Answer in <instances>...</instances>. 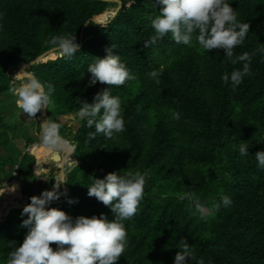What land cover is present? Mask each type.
Masks as SVG:
<instances>
[{
	"label": "trees",
	"instance_id": "trees-1",
	"mask_svg": "<svg viewBox=\"0 0 264 264\" xmlns=\"http://www.w3.org/2000/svg\"><path fill=\"white\" fill-rule=\"evenodd\" d=\"M120 1L117 14L99 24L89 20L111 18L116 2L0 0V104L1 96L15 87V64L19 70L54 48L53 37L75 36L79 44L81 33L73 57L57 58L56 52L27 69L54 87L47 115L77 116L81 101L92 103L105 87L121 101L123 132L90 139L94 127L79 119L77 130L62 137L78 162L66 173L67 200L54 208L73 218L103 213L112 219L109 207L88 196V186L109 172L139 171L147 174L143 199L135 216L124 221L127 246L116 264H173L183 240L204 264H264V169L255 158L264 150V56L257 51L264 43V0H229L237 20L250 25L234 56L252 55L251 75L235 90L221 77L242 63L231 64L223 49L204 50L196 33L190 45L177 44L168 34L145 47L160 5L155 0ZM112 46L133 79L121 86H90L87 67ZM37 126L41 130L39 121ZM16 133L8 130L0 110V188L11 184L17 165V186L10 188L39 195L36 189L43 181L35 170L43 174L40 166L49 167V161L40 160L41 147L27 151L30 135L19 144ZM244 143L249 153L240 156L237 149ZM188 193L191 200L183 198ZM223 196L231 198L230 206H223ZM0 198L1 209L15 202L13 196ZM22 210H11L0 223V264H7L28 232Z\"/></svg>",
	"mask_w": 264,
	"mask_h": 264
},
{
	"label": "clouds",
	"instance_id": "clouds-1",
	"mask_svg": "<svg viewBox=\"0 0 264 264\" xmlns=\"http://www.w3.org/2000/svg\"><path fill=\"white\" fill-rule=\"evenodd\" d=\"M160 5L159 15L151 20L154 35L145 41V47L155 44L170 34L177 44L190 45L192 36L204 50L223 49L224 56L231 64L242 63V68L225 73L221 79L224 84L231 85L235 90L245 76L251 75L250 64L252 55L243 53L234 56V49L242 45L248 32L249 23L237 20L236 12L230 6L229 0H155ZM57 58H71L79 48L75 36H57L50 40ZM114 46L106 49V55L89 64L90 73L88 84L97 82L107 86H121L133 79L131 72L121 61L120 56L113 52ZM257 51L264 56V43ZM23 74V73H22ZM155 76V73H152ZM21 78L17 74L13 81ZM9 92L16 97V105L24 114L35 117L42 108H47L51 101L54 87L45 86L34 75H24L19 87H10ZM80 120L86 121L88 128L95 131L89 137L95 138L102 134L112 138L115 133L124 131V119L121 114V101L113 96L108 87L93 97V102L81 101L77 113ZM175 119H179L177 114ZM59 125L50 120L41 122L42 148L60 149L65 146V140L59 136ZM249 145L238 146L240 156L249 153ZM257 167L264 169V150L255 153ZM75 162V161H74ZM77 165V163L75 162ZM66 173L69 168H66ZM147 174L137 172H109L103 178H94L88 186V196L95 197L109 207L113 218L107 215L71 217L64 210L46 207L51 201L58 199L61 193L60 183L53 185L52 190L33 195L30 203L26 204L21 215L27 218L22 224L28 227L23 243L14 248L9 254L7 264H116L127 246V231L124 221L135 216L140 201L143 199ZM62 192V191H61ZM23 194V193H22ZM27 200V194H24ZM62 196H64L62 194ZM192 199L191 193L183 197ZM70 204L75 203L69 199ZM224 207L231 205L228 196L221 197ZM57 245L54 250L51 244ZM67 245V247H65ZM179 251L174 257L173 264H204L203 259H197L190 245L181 241Z\"/></svg>",
	"mask_w": 264,
	"mask_h": 264
},
{
	"label": "rangeland",
	"instance_id": "rangeland-1",
	"mask_svg": "<svg viewBox=\"0 0 264 264\" xmlns=\"http://www.w3.org/2000/svg\"><path fill=\"white\" fill-rule=\"evenodd\" d=\"M113 8L115 9L117 7L112 6L111 9ZM108 20H110L109 14L107 15V20L105 22H107ZM18 65L20 64H15L12 67V71H11L13 75L11 82L15 84V87H19L23 82L24 75H27L24 72H22L23 74L21 73L20 69L22 66L18 67L20 70L19 73L18 71L14 72V70ZM25 71L28 72L27 70ZM17 74H22L21 78L13 81L14 77ZM15 101H16V97L12 96L9 91L1 96L0 110L4 116V123L8 125V130L17 132L16 133L17 138L15 140L18 141L19 144H22L23 136L25 134L30 135L32 138V144L28 147L29 150H31L32 146H37L42 148L41 130H38L37 122L38 121L40 122L41 117L45 118L46 113L45 111H42L44 108H42L40 112H37L35 117H29L17 107ZM46 118L59 125L58 132L60 137H64L65 136L64 134L68 133V131L75 132L79 126V118L75 114H69L58 117H54L52 115H46ZM65 145L69 148L70 143L68 141H65ZM0 152L4 153L2 150ZM54 154L59 155L58 160L53 159ZM64 155L65 154L62 152L61 148L58 150L52 148H42V152L40 154V160L42 159L43 161L44 159L45 162L49 161V167L45 166V168H43L40 166V168L44 171L43 175L37 172V168L35 170V173L36 174L38 173L37 176L39 177V179L43 181L41 186H37L36 189L37 194L40 195L43 191L52 190L56 184L58 185V182L60 181L59 174L61 170H65V166L69 162V160L74 159L72 152H69V154L65 155V157ZM64 160L66 161L64 162ZM52 177L56 179V183H54V186H52L51 184H47V181L50 180ZM16 184H17V180L15 181V183L11 182V184L4 183L3 185H1L2 188H0V192L13 190L12 188H10V186H17ZM59 189L60 187L57 189V191L60 192ZM60 193L63 194L62 192ZM1 202H2V198H0V211H1Z\"/></svg>",
	"mask_w": 264,
	"mask_h": 264
},
{
	"label": "water",
	"instance_id": "water-1",
	"mask_svg": "<svg viewBox=\"0 0 264 264\" xmlns=\"http://www.w3.org/2000/svg\"><path fill=\"white\" fill-rule=\"evenodd\" d=\"M104 1H106V0H104ZM108 1H109V2H116V3L118 4V7H117V9H116V11H115V14H114L113 16H111V18H110V19H112V18L117 14L118 10L120 9V7H121V1H120V0H108ZM89 21H93V22H96V23H99V24H105V23L109 22L110 20H108L107 22H105V21H103V20H101V19H90ZM89 21L84 25L83 29L88 25ZM82 37H83V34L81 33V34H80L79 47H80L81 44H82ZM56 52H57V51H55L54 48H52V49H50V50H48V51L42 53L41 55H39L38 57H36V58L33 59L32 61L23 64L22 67H21V69H20L21 72H22L23 69H26V70H27V69H29L32 65H34L35 63H38L39 61H41V60H43V59L56 57V54H55ZM20 70L15 69L14 72H15V71H16V72H17V71L19 72ZM31 75H33V74L31 73ZM42 111H45V113H46V115H47V109L44 108ZM38 112H40V111H38ZM46 115H45V118H44V117H41V118H40V125H41V122H43L44 120L47 119V118H46ZM47 120H48V119H47ZM73 147H74V149H75V145H73ZM53 159H54V160H58V159H59V155H58V154H54V155H53ZM74 161H75L76 163L78 162L75 156H74V159L69 160V162H68V166H67V167H68V168L74 167V165H76ZM66 170H67V169H65V170H61V179H63V180H65V177H66ZM50 184H51L52 186L54 185V179H53V178H51V180H50ZM61 191H62V193H63V195H64V198H63V199H56V200H54V201H51V203L49 204L51 207H54V206L57 205V204H61V203H63L64 201L67 200V197H68L69 191H68V189H67V187H66L65 182H61ZM33 195H34V194H27V195H26V196H27V201H28V203H30V198H31ZM16 203H17V204H16ZM23 208H24V205L21 204V202L19 203V201H16L12 206H10V207H8L6 210H4V213H2V210H1V211H0V223L4 221L5 217L10 213L11 210H13V209H23Z\"/></svg>",
	"mask_w": 264,
	"mask_h": 264
},
{
	"label": "bare ground",
	"instance_id": "bare-ground-1",
	"mask_svg": "<svg viewBox=\"0 0 264 264\" xmlns=\"http://www.w3.org/2000/svg\"><path fill=\"white\" fill-rule=\"evenodd\" d=\"M115 14V13H114ZM113 14V15H114ZM26 70V69H25ZM24 69L22 70V72H24L25 74H27V75H31L29 72H26ZM21 72V73H22ZM61 150H62V152L65 154V155H68L69 154V152H71L70 151V149L65 145L63 148H61ZM65 155H64V157H65ZM66 160H64V162H65ZM63 167H64V165H63ZM62 167V168H63ZM59 176H61V172H60V174H59ZM8 196H13V198H15V202L16 201H19V203L21 202V204H23L24 206L26 205V204H28V202H27V200H26V197H25V195L24 194H22V193H20V192H18V191H16V190H10V191H1L0 192V197H8ZM14 202V203H15ZM17 204V203H16ZM2 210V213H4V210L5 209H1Z\"/></svg>",
	"mask_w": 264,
	"mask_h": 264
},
{
	"label": "built area",
	"instance_id": "built-area-1",
	"mask_svg": "<svg viewBox=\"0 0 264 264\" xmlns=\"http://www.w3.org/2000/svg\"><path fill=\"white\" fill-rule=\"evenodd\" d=\"M27 151H28V152H31V150H29V148H28ZM17 174H18V166L16 165L15 168H14V171H13L14 179L12 180V183H15V181H16L15 178H16Z\"/></svg>",
	"mask_w": 264,
	"mask_h": 264
},
{
	"label": "crops",
	"instance_id": "crops-1",
	"mask_svg": "<svg viewBox=\"0 0 264 264\" xmlns=\"http://www.w3.org/2000/svg\"><path fill=\"white\" fill-rule=\"evenodd\" d=\"M37 163V162H36ZM37 168V167H36ZM36 175H38V173L36 174ZM43 175V174H42ZM53 178V177H52ZM54 179V183H56V179L55 178H53ZM51 180V179H50ZM59 180L61 181V176L59 177ZM60 181L58 182V184L60 183ZM59 186H61V183H60V185ZM20 191V190H19ZM61 196H62V194H61ZM61 196H59V197H61Z\"/></svg>",
	"mask_w": 264,
	"mask_h": 264
}]
</instances>
